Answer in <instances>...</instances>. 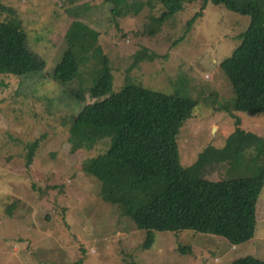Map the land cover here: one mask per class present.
<instances>
[{
  "label": "rangeland",
  "instance_id": "rangeland-1",
  "mask_svg": "<svg viewBox=\"0 0 264 264\" xmlns=\"http://www.w3.org/2000/svg\"><path fill=\"white\" fill-rule=\"evenodd\" d=\"M236 9L209 3L185 39L201 5L186 6L150 33L156 0H0V23L21 29L46 61L41 72L15 76L0 69V264H232L264 260V191L257 204L256 236L234 245L221 235L156 230L142 250L144 230L133 214L155 189L127 193L125 207L107 202L87 163L105 155L111 133L92 137L76 124L104 60L111 69L107 94L141 87L195 103L177 135L176 179L229 183L264 171V114L237 111L236 93L222 63L251 25L243 12L264 0H231ZM79 72L67 84L56 68L67 50ZM86 92L81 104L70 92ZM99 138V139H97ZM29 159L31 164L29 166ZM191 246L182 253L181 246Z\"/></svg>",
  "mask_w": 264,
  "mask_h": 264
},
{
  "label": "trees",
  "instance_id": "trees-1",
  "mask_svg": "<svg viewBox=\"0 0 264 264\" xmlns=\"http://www.w3.org/2000/svg\"><path fill=\"white\" fill-rule=\"evenodd\" d=\"M163 10L151 18L150 33L173 21L186 6L201 7L187 22L183 41L193 24L203 15L209 3L236 9L231 0H156ZM251 25L238 36L240 44L231 57L222 63L236 93L237 111L264 114V17L256 5H247ZM46 61L30 48L26 34L19 28L0 23V69L15 76L39 73ZM79 72L75 52L69 49L56 68V79L67 84ZM90 93L97 100L86 104L76 124L92 137L111 133V146L105 155L90 160L88 175L102 184V196L111 203L126 206L127 193L150 188L161 182L164 189H155L149 204L132 216L135 226L144 230L142 250H150L156 230H193L226 237L234 245L252 240L257 233V204L264 191V171L256 177L229 183L191 182L176 179L178 164L177 135L192 116L195 103L180 91L167 95L141 87H132L107 96L111 90V69L104 60ZM81 104L86 92L71 91ZM99 135V136H97ZM99 137V138H100ZM97 138V139H99ZM29 159V166L31 164ZM182 253H191V246H181ZM79 260L76 264H82ZM232 264H264L253 256Z\"/></svg>",
  "mask_w": 264,
  "mask_h": 264
}]
</instances>
